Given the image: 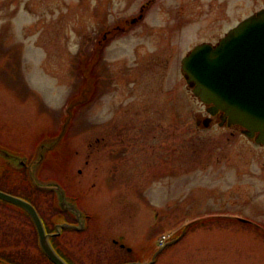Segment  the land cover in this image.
<instances>
[{"label": "rangeland", "instance_id": "obj_1", "mask_svg": "<svg viewBox=\"0 0 264 264\" xmlns=\"http://www.w3.org/2000/svg\"><path fill=\"white\" fill-rule=\"evenodd\" d=\"M263 8L264 0H0V146L36 156L75 104L40 176L62 182L92 216L83 233L62 237L81 264L147 262L165 236L176 242L155 264H264V147L226 123L198 124L208 113L182 71L196 45L217 43ZM5 170L0 190L27 194L49 218L53 196L32 190L25 171ZM1 202L0 254L43 264L28 255L31 223Z\"/></svg>", "mask_w": 264, "mask_h": 264}, {"label": "water", "instance_id": "obj_2", "mask_svg": "<svg viewBox=\"0 0 264 264\" xmlns=\"http://www.w3.org/2000/svg\"><path fill=\"white\" fill-rule=\"evenodd\" d=\"M182 70L193 94L208 105L210 113L223 111L228 125L242 126L249 138H256L257 142L264 144V8L242 20L217 44L206 42L195 46L183 58ZM83 102L85 99L76 102V105ZM74 107L75 104L67 109L68 117L59 135L41 141L37 155L30 163L26 156L1 147L0 156L12 162L17 169L27 168L34 186L54 190L57 205L69 208L85 223L84 213L77 203L67 198L60 183L39 178L40 168L49 152L55 150L65 137ZM204 125L209 126V122L205 120ZM0 199L25 209L37 227L44 252L56 264H68L53 249L43 220L30 201L2 190ZM165 247L159 249L147 263L136 261L124 264H153Z\"/></svg>", "mask_w": 264, "mask_h": 264}, {"label": "flooded vegetation", "instance_id": "obj_3", "mask_svg": "<svg viewBox=\"0 0 264 264\" xmlns=\"http://www.w3.org/2000/svg\"><path fill=\"white\" fill-rule=\"evenodd\" d=\"M107 36H108V34L105 35V38H107ZM98 42L101 43V40H99ZM224 115H225V113L223 111L217 112L214 116H211L210 113H208L207 115L200 117L199 120L202 122V124H204L205 120L208 121L209 124H213V122H223L224 121V118H223ZM224 122H226V121H224ZM234 127L241 129V127H239V126H234ZM100 141H101V139L97 138V142L95 145L96 154H98V152H99ZM252 141L255 142L257 145L264 147V144L258 143L255 140V138H253ZM154 149L157 150L156 148H154ZM127 154H130L129 150H128ZM1 175L2 174H0V177H1ZM61 184L66 190V193L68 195V199L71 202L76 203L77 197L71 196L70 195L71 193L68 192L66 186L63 185L62 182H61ZM36 191H40V190L37 189ZM14 193L19 195V196L26 198L27 200H29L30 202H32L35 205L38 213L40 214V216L43 220L45 229H46L47 233L49 234V241H50V244L52 245L53 249L55 250V252L68 264H81L78 261L77 257H75V254L72 253V252H74L73 250H75V249H72V247L69 248V245L65 241L63 242L62 237L67 232H71V233L77 234V235H78V233H83V231L88 229V222L86 221L85 223L84 222L82 223V217H78L69 208L67 209L66 207L57 205V200H56L57 194L55 191L50 190V191L44 192V193L51 194L53 196V199H54V204L52 206L53 212H52L51 216L49 217L50 219L47 216H45L44 211L42 209H40V207L37 206V204H35V202L27 194H25V193L19 194L16 192H14ZM79 208H80V210L82 209L80 206H79ZM13 209H14V211H16V213H20L21 216L26 218L31 223V225L33 226V229H34V234L36 236L35 246H34V250L27 248L28 249L27 251L29 252L28 255H31V258H35V259L39 260L40 262L43 261V264H56L42 249V247L40 245V237H39L37 227H36L33 219L31 218V216L29 215V213L25 209H23L19 206H15V208L13 207ZM82 216H84L86 219L89 218L88 214H85ZM80 219H81V221H80ZM67 224L72 225L73 227L66 226ZM82 224H84V228H82V226H83ZM251 224L255 228H260V229L263 228V224L260 223L259 221L253 220V222ZM115 242H116V240H115ZM17 259L18 258H16V257L14 258L13 256H9L8 254H0V264H24V263H22V261H23L22 259H19V261Z\"/></svg>", "mask_w": 264, "mask_h": 264}]
</instances>
